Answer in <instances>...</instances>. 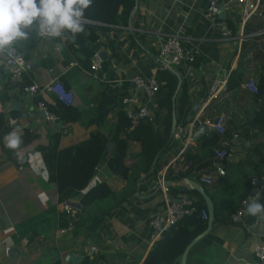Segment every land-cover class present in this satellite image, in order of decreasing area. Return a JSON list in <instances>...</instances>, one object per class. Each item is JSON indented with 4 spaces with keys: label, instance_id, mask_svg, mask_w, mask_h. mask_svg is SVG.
I'll return each mask as SVG.
<instances>
[{
    "label": "crops",
    "instance_id": "1",
    "mask_svg": "<svg viewBox=\"0 0 264 264\" xmlns=\"http://www.w3.org/2000/svg\"><path fill=\"white\" fill-rule=\"evenodd\" d=\"M207 4L208 0H135L127 24L120 21L117 27L109 25L105 34L100 36V39L106 35L112 37L115 44L113 49L106 45L95 48L100 55L104 50L107 52L104 74L102 69L96 71L90 67V60H85L84 49L73 43L75 38L70 34L55 39L36 37L33 49L27 48L23 41L16 43L26 53L27 73L34 84L44 85L60 79L73 94L70 107L79 114V119L70 122L61 117L49 119L40 107L39 97L54 103L56 98L60 99L57 93L30 95L23 90L22 81L11 78L6 58L0 63V112L6 114L13 129L20 135L26 129L36 135L30 145L21 147L24 155L28 154V166L18 167L15 162L2 161L5 152L0 144V264H38L34 253L38 251V239L43 236L41 230L55 233L58 242L66 236L68 245L65 244L60 251L63 264H68V253L79 256L82 262L91 253V248L95 249L93 254L96 256L92 264L144 263L155 243L151 241L152 231L148 222L154 213L164 211L166 207L162 192L145 179L135 195L125 199L100 221L77 223L74 232L72 229L59 235V227L54 224L59 220L62 208L58 203L59 192L49 183V171L39 150L41 144L52 143L54 134L59 132L61 146L83 141L90 132H101L109 137L108 150L112 151L115 144L111 134L119 119L118 112L122 110L121 99L135 94L131 81L135 74L145 77L156 74L160 80L159 92L149 106L153 118L148 121L161 130L169 114L166 107L168 101H172L173 118V111L176 112L181 105L182 97L186 98L183 114H177L180 136L173 137L175 145L165 153L159 168L171 164L169 168L175 171L174 165L177 164L184 165L186 170L190 161L187 162L184 155L187 151L191 154L197 152L200 140L216 132L213 121L221 113L227 115V128L224 135H220L219 145L227 144L230 148L223 160L226 171L231 169L228 164L240 162L246 157L258 159L252 147L257 146L264 135L254 130L247 120H251L252 115L255 117L259 104L254 98V91L245 83L264 71V34L255 35L264 28V0L258 12L246 20L241 18L243 10L235 0L224 3V19H231L234 25L232 38L222 37L221 31L205 17ZM173 31L181 33L187 48L199 49L193 63L183 62L168 68L160 64V46L167 34ZM86 44L91 46L88 42ZM57 45L61 46L58 48ZM238 63L247 69L244 81L233 91L226 90L225 82L215 95L212 86L216 79L225 77L228 70L232 72ZM198 101L202 104L196 112L192 106ZM99 106H103L102 111ZM191 115L193 119L188 122ZM194 122L196 127L199 123H207L212 128L206 130L198 142L182 134L183 129L191 128ZM228 133L232 137H228ZM118 136L125 137L120 133ZM141 150L138 140L129 139L124 159L126 163L130 165L137 161ZM203 172L215 181L205 186L214 190L218 179L214 164L194 169L186 178L199 182L197 175ZM253 178L256 183L252 182ZM96 180L105 181L117 190L125 185L107 161L98 165L91 184ZM250 180L246 196L253 199L260 192L259 202L264 204V175L251 173ZM175 183V195H194L182 178L176 179ZM225 193L228 195V191ZM78 199L70 201L79 204ZM236 205L238 209L241 203ZM50 209L53 211L48 213ZM43 212L47 216L43 217ZM229 214L221 221L215 220L211 231L190 248L187 264H263L255 246L264 242V220L247 215L244 223L234 224L228 219ZM36 233V240L25 247L23 238L30 240ZM15 247L18 250L10 255ZM181 255L175 262L157 264H181Z\"/></svg>",
    "mask_w": 264,
    "mask_h": 264
},
{
    "label": "trees",
    "instance_id": "2",
    "mask_svg": "<svg viewBox=\"0 0 264 264\" xmlns=\"http://www.w3.org/2000/svg\"><path fill=\"white\" fill-rule=\"evenodd\" d=\"M134 4L135 0H93L92 5L85 12V17L93 21L104 22L105 24L100 26L85 23L84 32L73 36L75 38L73 43H77L84 49L86 53L85 60L88 61L92 57L97 46L106 45L112 49L115 47L112 37L106 35L103 39H100V36L105 34L109 28V24H119L122 21L126 25ZM227 21L234 29L231 19ZM36 37L35 33H30L29 39L23 41L24 45L29 49H33ZM87 42L91 46L87 45ZM106 62L105 59L102 61V74H104ZM246 71V67L238 63V66L232 70L228 77L225 84L226 90L233 91L238 88L245 79ZM254 79L258 87V93H255L254 98L261 105L256 109L253 120H247V123L254 127V130L264 135V71ZM31 83L33 81L27 73L25 75V81L21 85L24 87ZM41 99H44V97L41 96L38 98L39 101ZM46 102L49 105V109L56 115H60L62 119H66L68 122L79 119V114L70 107L71 105L68 106L62 100L56 98L54 103ZM185 103L186 98L182 97L181 105L176 110L177 114H183V105ZM171 106L172 101H168L166 107L168 108L169 114L164 120L165 126L162 130L155 127L148 120H144L139 126L137 125L128 131L131 125L130 119L120 110L118 112L119 119L113 130V134H111V139L115 144V148L112 151L108 150L109 137L101 132H90L89 136L83 139V141L66 146H61V132H59L54 134L52 143L49 145L41 144L39 146V150L42 151L43 159L49 171V183L56 187L59 192L58 203L62 208L59 220L54 223L55 225L61 227L71 222L74 232L77 223L98 222L108 215V213L119 207L125 199L135 195L141 181L152 178L154 173L159 169L165 153L175 145L174 138L169 135L173 123ZM102 107L99 106V109L101 110ZM101 111L100 114H102ZM12 130L13 126L10 124L6 114L0 112V144L5 152L2 161L15 162L18 167L28 166V154L25 155L24 162L20 163L13 150L4 146L3 137ZM119 133L125 137L121 138L118 136ZM21 136L23 138L21 147L30 145L36 139V135L29 129H26ZM228 137H232V135L228 133ZM129 139L138 140L142 147L137 161L130 165L124 160ZM220 139L221 136L217 132H214L211 137L201 139L197 152L191 154L187 151L184 155L186 161H190V166L186 170L181 169L179 171H174V169L169 168L166 175L167 179L175 182L176 179L186 178L194 169H199L207 165L212 166L215 162V158L213 157L214 148L219 145ZM252 149L254 154L258 156L257 160L249 156L240 162L228 164V166H231V169L229 172L226 171L222 176H218L214 190H208L205 186L213 204H215L216 221H221L229 213L235 212L237 210V202H241L243 198H246L250 187L251 173H254L256 176L264 175V138L257 146L252 147ZM202 150L204 152H201ZM157 153L158 160L156 164H153V158ZM103 161H107L116 176L125 182V185L120 190L113 188L109 183L102 180H96L94 184H91L94 175H96L98 165ZM235 175L239 176L234 178L233 176ZM188 190L198 197L200 207L205 206L208 208L201 193L190 188ZM226 191H228V195H226ZM77 197H79L78 201L81 208L72 207L77 210L80 217L79 221L74 220L66 207H64L65 202ZM51 211L53 209L48 210V213ZM41 215L43 217L47 216L45 212ZM207 221L208 219L198 214L182 218L163 237L155 241L154 245L149 249V253L143 264L175 262L183 253V249L206 228ZM37 236L38 234L36 233L30 241H35ZM52 241L55 244L58 243L56 238H53ZM94 260L96 261V256L94 254H88L81 264H92ZM37 263L40 264V261ZM56 264H63L62 256L58 257Z\"/></svg>",
    "mask_w": 264,
    "mask_h": 264
},
{
    "label": "built area",
    "instance_id": "3",
    "mask_svg": "<svg viewBox=\"0 0 264 264\" xmlns=\"http://www.w3.org/2000/svg\"><path fill=\"white\" fill-rule=\"evenodd\" d=\"M232 2V0H208V4L206 6L204 15L211 24L222 33V37L224 38H232L234 36V30L224 18L219 16V12H221V3ZM242 7V16L243 20L249 18L251 14H255L258 12L262 0H235ZM85 23H91L94 25H104L105 23H101L98 21H93L90 18L85 17ZM111 26L117 27L115 23L109 24ZM264 34V28L257 31L255 35ZM181 33L178 31H173L172 33L167 34L163 44L159 49V61L160 64L166 68L174 66L176 64L181 63H193L195 59H197V54L200 52L199 49L187 48L184 42L181 39ZM27 56L23 49L15 45V59L13 62L9 63L7 58L5 60V64L7 66L8 72L17 82H24L25 75L29 71L27 64ZM90 60V67L93 70L99 71L102 69V61L98 51H95ZM231 73V70L225 72V77H218L214 82L212 88L214 90V94L216 95L220 90L223 83L227 82L228 77ZM131 81L133 84V90L135 94L124 96L121 99V109L127 115L128 119H130L131 125L128 131L137 125L139 126L142 121L150 120L152 121L153 115L149 106L155 100L157 93L159 92L160 80L156 74L151 75L150 77L141 76L135 74L131 77ZM245 85L250 88L254 93H258V87L256 86V80L254 77L249 78V80L245 83ZM23 90L29 93L32 96L38 95L40 93L45 92H53L57 93L60 100L65 102L68 106L72 103L73 94L69 92L60 79L54 80L52 83L39 85L38 83H31L30 85H26L23 87ZM40 107L43 110L44 114L47 115L49 119H59L60 115H56L49 109V105L46 100H40ZM226 121L227 115L221 113L216 116L213 121L214 130L220 134L224 135L226 132ZM179 129L175 131L174 137H179ZM230 152V148L227 144L218 145L214 148L213 157L215 158V162L213 163L215 166V170L217 175L222 176L226 173V168L223 164V160H225ZM171 164L166 165L164 168H159L156 173L152 176L151 179H146L150 185L155 186L157 191H161L162 195L165 197V210L158 211L154 213V215L150 218L148 222V226L151 229V241L155 242L156 240L163 237V235L172 229L173 226L177 224L182 218L194 214L202 215L203 218H209L208 208L203 206L200 207L198 204V197L192 194H174V190L176 189L177 183L169 181L166 177L169 167ZM176 170L178 171L180 168L183 169V166H178L177 164ZM185 181L186 185L189 188H192L190 183L186 181L187 178H182ZM197 180L199 183L212 185L215 181L213 178L208 175L207 172H203L197 176ZM253 183H256V180L252 179ZM248 199L243 198L241 200V206L233 213H230L228 219L231 220V223H244L246 221V211L244 201ZM70 215L74 218V220L79 219V214L77 210L69 205V202H65V206ZM73 229V225L70 222L66 226L59 227V235L67 233ZM29 238H23V244L26 247L29 244ZM256 254L264 264V242L258 243L255 246ZM95 251L94 248L90 249V254H93ZM72 264H80V262H74Z\"/></svg>",
    "mask_w": 264,
    "mask_h": 264
},
{
    "label": "clouds",
    "instance_id": "4",
    "mask_svg": "<svg viewBox=\"0 0 264 264\" xmlns=\"http://www.w3.org/2000/svg\"><path fill=\"white\" fill-rule=\"evenodd\" d=\"M92 3L93 0H0V63L5 58L13 62L16 43L27 41L30 33L43 39H55L84 32L85 12ZM3 141L23 163V138L17 130L4 135ZM260 195L257 192L255 198L244 201L245 211L249 216L264 220Z\"/></svg>",
    "mask_w": 264,
    "mask_h": 264
},
{
    "label": "water",
    "instance_id": "5",
    "mask_svg": "<svg viewBox=\"0 0 264 264\" xmlns=\"http://www.w3.org/2000/svg\"><path fill=\"white\" fill-rule=\"evenodd\" d=\"M224 3L222 2L221 3V7H222V10L221 12H219V16L221 18H224L225 15H224V12H225V8L223 7ZM106 50L102 51L101 52V55L103 56V59L107 57V54H106ZM180 82H181V79H180ZM179 82V84H180ZM201 101H198L196 103H194L192 106V109L194 111L197 112L198 110V107L201 105ZM259 105H261V103H259ZM258 105V107H259ZM178 108V107H177ZM254 118V115L251 116V120H253ZM193 119V116H189L188 117V122H191ZM177 124H178V118H177V113L175 111H173V123H172V129H170V135L171 137H174V133L175 131H177ZM197 124L196 122H194L193 126L190 128L188 126V128H185L183 129L182 131V134L185 135V136H189L193 141L195 142H198L200 137L202 136V134L206 131V130H211L212 128L210 126H208L207 123H199L198 127H196ZM109 144V143H108ZM158 158V153L155 154L154 156V160H153V164H156L157 162V159ZM186 181H188L190 183V185L192 186V188L194 190H197L199 193H201L203 195V199H204V202L205 204H207L208 206V211H209V218H208V221H207V225H206V228L201 232V234H199L198 236H196L190 244H188L184 249H183V253L181 255V264H187V260H188V255H189V250L190 248L195 245L199 240H201L202 237H204L207 233H209L212 229V224L213 222L215 221V204H213V201L211 199V197L209 196L207 190H206V187L204 184H202L201 182H197L195 180H192V179H189L187 178ZM69 202V205L70 206H75L77 207L78 209H80V205L76 202H71L70 200H68ZM18 249L15 247V249H12V251L9 252L10 255H13L12 252L16 253ZM81 258L79 256H76L74 254H69L67 255V263L68 264H72V262H81L80 261Z\"/></svg>",
    "mask_w": 264,
    "mask_h": 264
},
{
    "label": "rangeland",
    "instance_id": "6",
    "mask_svg": "<svg viewBox=\"0 0 264 264\" xmlns=\"http://www.w3.org/2000/svg\"><path fill=\"white\" fill-rule=\"evenodd\" d=\"M41 231L43 233V236L42 239L40 238L38 239L39 241V246L37 248L38 251L34 253L36 259L38 262L40 261V264H56V260L58 259V257L62 256L60 251L62 250L63 246L65 244L68 245V243L65 241L66 236H64L63 239L62 238L59 239V242L55 244V242L53 241L51 242L53 238L55 239V235H56L55 233H51V231H46V230H41Z\"/></svg>",
    "mask_w": 264,
    "mask_h": 264
}]
</instances>
